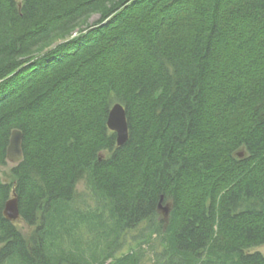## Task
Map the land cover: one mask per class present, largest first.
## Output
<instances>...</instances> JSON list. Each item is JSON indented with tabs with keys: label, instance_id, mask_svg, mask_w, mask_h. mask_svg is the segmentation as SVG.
I'll use <instances>...</instances> for the list:
<instances>
[{
	"label": "trees",
	"instance_id": "obj_1",
	"mask_svg": "<svg viewBox=\"0 0 264 264\" xmlns=\"http://www.w3.org/2000/svg\"><path fill=\"white\" fill-rule=\"evenodd\" d=\"M14 129L0 264H104L144 222L133 239L163 232L174 264H264L246 252L264 244V0H0V165ZM84 178L108 215L72 208ZM13 188L22 226L3 215Z\"/></svg>",
	"mask_w": 264,
	"mask_h": 264
},
{
	"label": "rangeland",
	"instance_id": "obj_2",
	"mask_svg": "<svg viewBox=\"0 0 264 264\" xmlns=\"http://www.w3.org/2000/svg\"><path fill=\"white\" fill-rule=\"evenodd\" d=\"M18 3H22V0H17ZM99 18V15H94L90 22H93ZM15 163L7 160L6 164L0 165V177L3 179H12V168L14 167ZM76 197L71 205L73 209L77 212H85L88 213L93 211H103L105 214L108 215L107 206L105 202L101 198L97 196L94 190L90 187L87 178L82 179L77 184L76 190ZM166 205V204H165ZM164 205V206H165ZM163 214L161 213V216ZM165 217V216H163ZM19 226H22L23 223L21 221L16 222ZM145 229L147 232L150 230L148 229L147 222H144L140 225L138 229H134L132 231L126 232V241L123 248L117 252L116 258L108 259L104 264H115L117 259L126 253L130 252L132 249L140 250V264H174V259L165 255L164 253V244H163V232H154L151 236L147 239L146 242L142 241L141 246H138L136 241L133 239L136 236L140 229ZM93 231L89 229L87 225H82L80 228L74 230V238L77 243H79L80 247L86 252V254L90 255L94 252V249L97 245V240L95 239V235L97 234V227L96 225L91 227ZM152 232V231H151ZM150 234V233H149ZM72 241L70 238L65 237V244L71 245L75 247V242L71 244ZM70 242V243H69ZM103 248V244H100ZM100 251V250H99ZM246 252H261L264 254V244L252 247ZM214 262H216L214 260ZM211 263V264H218V263Z\"/></svg>",
	"mask_w": 264,
	"mask_h": 264
},
{
	"label": "water",
	"instance_id": "obj_3",
	"mask_svg": "<svg viewBox=\"0 0 264 264\" xmlns=\"http://www.w3.org/2000/svg\"><path fill=\"white\" fill-rule=\"evenodd\" d=\"M107 125L109 129L114 131L117 135V144L123 145L129 137V127L127 120V111L125 106L122 103L116 102L112 105L109 110ZM23 133L19 129H14L11 133L9 145L7 147V160L18 164L23 159ZM240 157L243 156V153H239ZM163 207L165 212V217L169 215V210L171 208L170 204L162 206L161 203L159 208ZM3 215L10 221L17 222L21 220L18 195L13 188L11 197L6 201L5 207L3 210Z\"/></svg>",
	"mask_w": 264,
	"mask_h": 264
},
{
	"label": "flooded vegetation",
	"instance_id": "obj_4",
	"mask_svg": "<svg viewBox=\"0 0 264 264\" xmlns=\"http://www.w3.org/2000/svg\"><path fill=\"white\" fill-rule=\"evenodd\" d=\"M160 213H162L165 216V212H164L163 207L160 208Z\"/></svg>",
	"mask_w": 264,
	"mask_h": 264
}]
</instances>
